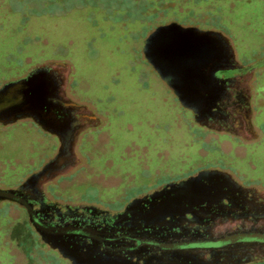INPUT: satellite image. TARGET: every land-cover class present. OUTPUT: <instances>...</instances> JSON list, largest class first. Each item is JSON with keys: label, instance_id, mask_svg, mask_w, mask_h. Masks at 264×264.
Instances as JSON below:
<instances>
[{"label": "rangeland", "instance_id": "rangeland-1", "mask_svg": "<svg viewBox=\"0 0 264 264\" xmlns=\"http://www.w3.org/2000/svg\"><path fill=\"white\" fill-rule=\"evenodd\" d=\"M172 22L221 31L244 65L264 57V0H0V87L41 64L67 63V96L103 123L80 135L81 165L46 184L51 200L119 212L162 181L207 168L264 188V67L251 84L259 137L212 132L144 55L146 38ZM59 146L31 119L0 124V189L18 188ZM0 264L71 262L42 241L23 206L6 200Z\"/></svg>", "mask_w": 264, "mask_h": 264}, {"label": "water", "instance_id": "water-1", "mask_svg": "<svg viewBox=\"0 0 264 264\" xmlns=\"http://www.w3.org/2000/svg\"><path fill=\"white\" fill-rule=\"evenodd\" d=\"M143 52L201 125H208L207 117L220 94L217 72L242 66L236 59L231 40L221 31L177 22L158 26L146 38ZM70 73L71 66L67 63H47L0 88L1 124L32 118L60 141L57 154L40 171L18 188L0 189V201H17L27 208L30 222L44 243L71 264H248L264 258V243L238 241L237 236L208 235L183 242L167 240L168 232L177 228L181 219L205 204L221 200L225 187H241L229 173L216 169L202 170L196 176L170 183L160 191L131 201L116 219V223L126 222L129 226L121 236L123 240L105 242L104 239H111L105 237V249L98 246V241L88 243L75 237L69 226H56L39 219L35 206L21 191L35 187L36 193L41 195L47 182L70 173L79 165L76 145L87 126L77 120V114L88 113L93 123L100 122L86 106L67 96ZM214 230L215 234L223 228ZM129 238L138 241V248L135 244L130 247L138 250L124 253L108 248L117 244L120 247ZM149 246L157 247L161 253L149 255ZM240 252L242 255H237ZM208 254L213 260L207 259ZM221 258L227 259L221 262Z\"/></svg>", "mask_w": 264, "mask_h": 264}, {"label": "flooded vegetation", "instance_id": "flooded-vegetation-1", "mask_svg": "<svg viewBox=\"0 0 264 264\" xmlns=\"http://www.w3.org/2000/svg\"><path fill=\"white\" fill-rule=\"evenodd\" d=\"M240 64L242 66H236L217 72L220 94L212 111L207 117L206 122L208 125H201L198 122L196 123L212 132H225L244 141L256 140L259 137V134L253 124L251 84L256 77L257 70L264 67V57L254 64ZM29 73L21 78L28 76ZM77 120L82 121L83 125L87 126V128H85L80 135L86 130L94 129L103 125L102 122L96 124L93 123L88 113L77 114ZM37 125L45 131L39 124ZM57 139L59 141L58 137ZM80 165L81 164L78 166ZM208 169H216L229 173L241 187L234 188L231 185L225 187L226 192L221 200L211 203L210 205L205 204L202 209H196L194 214H190L185 219H181L179 226L168 232L169 238H167V240H169V242H176L178 240L183 242L184 240L190 241L195 238L201 239L199 236L204 238V236L215 235L216 238L237 236L238 241H255L264 243V188L254 185H245L228 170H222L219 168H207L203 170ZM199 172L200 171L198 170L188 176L183 175L162 181L160 184L154 186L153 189L141 193L134 199L143 198L146 195L160 191L170 183L184 181L189 177L198 175ZM48 183L49 182L46 184ZM46 184L44 185L41 195L36 193L35 187L27 188L26 190L21 191L22 196L27 198V200L35 206V210H37L36 215L39 219H43L44 222L56 226H69L73 229L75 237L88 243L98 241V246L102 249L107 248V245L103 244V239L105 237L111 238L104 239L105 242H108V240L121 242L123 240L121 236L125 234V231L129 226H126V222L120 224L116 223V219L119 214L125 211L128 204L134 199H132L122 211L113 212L91 203H62L60 201L51 200L45 192ZM1 202L2 201H0V203ZM10 202L23 206L17 201ZM23 207L27 210L25 206ZM216 227L223 228V230L214 234V228ZM212 229L214 231H212ZM126 241L127 243L120 245V247L117 244L115 247L109 246L108 248L118 249L124 253H130L138 250L130 248L134 244L137 245L136 248H138V241L130 238ZM148 250L149 255L155 254L156 252L161 253V250L157 247L149 246ZM240 254L242 255V252L237 255ZM207 259L213 260L211 254L207 255ZM226 259L227 258H221L220 261L225 262ZM263 260L264 258L260 260L257 258L255 261L250 263Z\"/></svg>", "mask_w": 264, "mask_h": 264}, {"label": "crops", "instance_id": "crops-1", "mask_svg": "<svg viewBox=\"0 0 264 264\" xmlns=\"http://www.w3.org/2000/svg\"><path fill=\"white\" fill-rule=\"evenodd\" d=\"M25 119V118H24ZM28 119H31V118H28ZM21 120V119H20ZM32 120V119H31ZM33 121V120H32ZM56 137V136H55Z\"/></svg>", "mask_w": 264, "mask_h": 264}]
</instances>
